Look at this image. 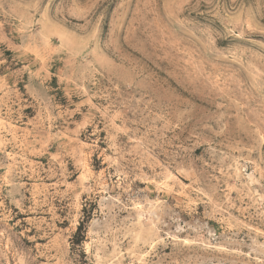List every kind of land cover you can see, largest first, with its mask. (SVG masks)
<instances>
[{
    "label": "rangeland",
    "instance_id": "obj_1",
    "mask_svg": "<svg viewBox=\"0 0 264 264\" xmlns=\"http://www.w3.org/2000/svg\"><path fill=\"white\" fill-rule=\"evenodd\" d=\"M0 264H264V0H0Z\"/></svg>",
    "mask_w": 264,
    "mask_h": 264
}]
</instances>
